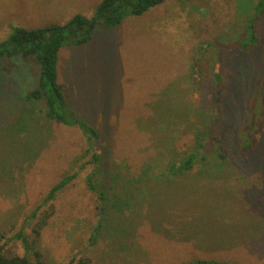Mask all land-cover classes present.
Instances as JSON below:
<instances>
[{
	"label": "rangeland",
	"instance_id": "obj_1",
	"mask_svg": "<svg viewBox=\"0 0 264 264\" xmlns=\"http://www.w3.org/2000/svg\"><path fill=\"white\" fill-rule=\"evenodd\" d=\"M101 1L0 0V41L17 27L62 25L77 14L91 18ZM252 7L253 0H169L114 28L97 26L88 43L61 49L58 82L70 108L98 130L110 184L109 216L97 232L100 201L88 187L89 166L81 171L77 162L87 147L84 136L48 121L43 101L26 100L37 87L39 64L14 58L0 70L2 252L34 259L37 251L46 264L87 258L90 264L196 258L264 264V18L259 45L249 53L233 45ZM204 52L210 60L200 83L193 61ZM219 63L216 133L226 159L216 157L206 172L198 166L176 179L174 193L185 195L187 204L172 211V200L161 194L162 172L190 150L196 130L211 126L218 93L209 74ZM259 132L257 147L243 152L244 139ZM75 172L78 178L43 204L53 185ZM192 202L196 210L189 209ZM211 233L217 238L207 237Z\"/></svg>",
	"mask_w": 264,
	"mask_h": 264
},
{
	"label": "trees",
	"instance_id": "obj_2",
	"mask_svg": "<svg viewBox=\"0 0 264 264\" xmlns=\"http://www.w3.org/2000/svg\"><path fill=\"white\" fill-rule=\"evenodd\" d=\"M169 0H102L96 7L95 14L89 18L82 14L75 15L65 24H53L47 27L40 28H14L13 32L4 40L0 41V70L10 68V61L14 58L23 60H33L40 65V76L37 87L26 94L28 101H43L45 105V117L48 121L60 124L66 127L78 129L86 140V150L78 159V164L81 163L79 169L85 170L90 168L87 177L89 189L96 194L100 203L97 205L99 210V223L94 228L97 232L106 220L110 211V203L107 182V176L104 173L102 163V145L100 143V134L98 130L73 111L65 96L64 86L58 82V62L59 54L64 46H81L88 43L92 39L93 32L97 26L105 29H111L121 25L126 18L141 17L154 8L165 4ZM264 18V0H253L252 12L244 22L242 35L234 42V46L240 48L245 53H249L255 46L260 43L258 34V23ZM207 54L204 52L199 59H194L193 65L197 67V71L201 74L200 83L205 81V70L209 65ZM217 61L218 58H217ZM205 63V64H204ZM217 69L209 74V78L215 81L217 89V106L216 114L213 122L207 130H196L194 133L193 144L189 151H186L176 161L167 165V169L162 172V178L166 179V188H161L162 195H168L172 200L171 207L179 206L184 210L186 208V196L174 193L172 186L176 179L189 175L196 167H200L202 171L213 168L214 165H208V161L215 159H226L224 153L225 147L223 137L216 132L220 125V105L222 103V74L221 64H217ZM207 71V70H206ZM260 141V132L254 134L250 139H244L240 149L243 152L253 151ZM88 157V159H86ZM85 160V161H83ZM150 167V166H149ZM218 168V167H217ZM148 172V171H146ZM146 172L143 174L145 175ZM80 173V172H79ZM204 174V173H202ZM78 173L67 174L63 176L48 192L43 204L53 201L64 188L78 178ZM119 175V174H118ZM113 173L110 175L112 178ZM119 177V176H118ZM167 186L169 188H167ZM166 193V194H164ZM160 195L159 192H157ZM154 196V193L152 194ZM151 196V198L153 197ZM154 205L156 204L155 197ZM180 198V200H179ZM160 200V197L157 196ZM170 203V204H171ZM152 204V203H151ZM190 208L196 210L197 206L194 202L189 204ZM38 207L34 211L36 215ZM176 210L172 208V211ZM49 215H44L34 229L36 237L40 236L41 230L46 226ZM192 218V217H191ZM194 218V217H193ZM191 223L185 224L184 228L190 232ZM209 238L215 237V233L208 234ZM16 238L23 240L26 249H30L29 240L23 238L22 235ZM94 240V238H92ZM35 242V241H34ZM3 247H0V264H46L40 252H35L31 259L27 254L21 256L19 254H6L2 252ZM78 264H90V259H80ZM184 264H236L231 261L218 259H203L196 258Z\"/></svg>",
	"mask_w": 264,
	"mask_h": 264
}]
</instances>
